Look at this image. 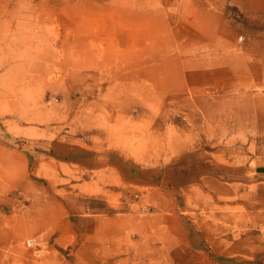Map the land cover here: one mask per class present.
<instances>
[{"label": "rangeland", "instance_id": "obj_1", "mask_svg": "<svg viewBox=\"0 0 264 264\" xmlns=\"http://www.w3.org/2000/svg\"><path fill=\"white\" fill-rule=\"evenodd\" d=\"M0 264H264V0H0Z\"/></svg>", "mask_w": 264, "mask_h": 264}, {"label": "built area", "instance_id": "obj_2", "mask_svg": "<svg viewBox=\"0 0 264 264\" xmlns=\"http://www.w3.org/2000/svg\"><path fill=\"white\" fill-rule=\"evenodd\" d=\"M30 245H32V243H31V242H29V246H30Z\"/></svg>", "mask_w": 264, "mask_h": 264}]
</instances>
